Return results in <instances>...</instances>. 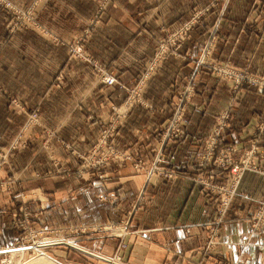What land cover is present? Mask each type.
Returning <instances> with one entry per match:
<instances>
[{
    "label": "rangeland",
    "instance_id": "obj_1",
    "mask_svg": "<svg viewBox=\"0 0 264 264\" xmlns=\"http://www.w3.org/2000/svg\"><path fill=\"white\" fill-rule=\"evenodd\" d=\"M109 1H98L81 31L62 35L48 27L47 16L39 19L36 7L41 0H30L28 5L0 0V264H33L41 255L60 264H205L202 259L208 261L214 251L216 260L210 264H264V64L252 63L250 56L241 57V65L234 59L213 58L216 23L207 29L196 58L189 49L183 50L186 38L196 26L204 25L209 11L226 5L224 0H215L202 7L193 5L187 18L177 24L155 18L163 35L157 38L152 57L136 77L122 81L106 60L89 49ZM252 12L248 14L251 22L264 17ZM170 58L192 59L194 64L181 82L174 79L168 118L151 130L154 140L146 147L148 154L144 156L138 145L118 147L129 113L134 108L152 111L144 88ZM203 73L205 77L200 76ZM207 78L229 88L226 94L216 95L227 103L210 112L213 124L196 156L177 160L170 147L184 140L185 119L198 108L193 100L198 82L203 91ZM80 83L101 89L117 86L124 96L114 103L102 93L98 104L102 112L87 111L86 121L93 127L61 126L49 119V99L60 98L67 109L77 107L72 91ZM241 89L262 96V114L243 127L246 144L238 149L223 137L231 125L232 103L244 98ZM87 135L92 138L83 143L80 138ZM112 167L129 170L130 174L114 176L120 182L141 177L142 186L121 215L110 210L122 202L119 192L107 186L112 178L107 171ZM179 179L199 189L186 210L179 207L174 191L168 190L169 195L158 190L155 197L144 189L151 182L175 185ZM51 184L72 188L67 191L69 196L72 191L93 194L104 190L95 194L96 202L87 211L82 204L67 207L69 219L64 221L57 207V198L64 193L60 190L52 196ZM161 194L169 197L163 199ZM202 198L213 205H200ZM178 210L183 212L180 222L171 219ZM165 212L169 213L167 220L162 217ZM183 223L184 233L199 225L203 234L198 240L199 254H174L166 249L161 263L157 248L140 245L138 239H143L146 229Z\"/></svg>",
    "mask_w": 264,
    "mask_h": 264
},
{
    "label": "crops",
    "instance_id": "obj_2",
    "mask_svg": "<svg viewBox=\"0 0 264 264\" xmlns=\"http://www.w3.org/2000/svg\"><path fill=\"white\" fill-rule=\"evenodd\" d=\"M19 1L24 5L30 3V0ZM98 1L41 0L40 5L36 8L39 19L47 16V21L50 25L48 27L63 35V33L68 31H81L87 21L86 18L94 13ZM212 1L216 2L215 0H110L101 21L98 23L96 32L90 39L89 49L92 54L106 60L120 80L128 81L136 77L143 69L144 63L152 57L156 40L159 36L163 35L159 22L165 24L180 23L185 17L187 18V14L191 11L190 9L193 5L198 4L197 6L202 7V4L211 3ZM224 2H226V5H216L209 11L207 17L204 19V25H198L190 32L182 46L183 50L189 49L192 57L196 58L199 44L203 43L207 29L216 23L217 39L211 49L213 58L222 60L231 59L232 61L234 59L238 63L234 62L236 65H241V57L245 60L247 56H250L252 63L264 64V17L260 16L251 22L248 15L252 11V14H264V0H224ZM254 2H256L254 8L250 9L251 4ZM155 18L159 21L158 24L155 22ZM185 60L179 61L170 58L156 71L144 88V98L151 103L152 111L146 113L141 111L140 108H134L129 113L121 129V137L117 139L119 144L116 145H119L118 147L138 145L140 152L144 156L148 154V152L145 153L146 147L154 140L150 134L151 130L154 127L164 125L168 118L172 94L171 87L174 84V79H178L181 82L185 74L193 68L194 60ZM205 75L203 73L200 76L205 77ZM205 81L207 86L205 90L202 88L203 91H200L201 88L199 90L201 84L198 82V90L196 89L193 97L198 108L192 109L191 115L185 119L184 129L186 136L184 140L180 143H174L170 147L174 148L173 155L177 160L190 159L192 156H196L201 148L203 137L206 131H208L207 129L213 124L214 116L210 112L221 110L227 103L226 101L217 99L216 95L224 92L226 94L229 88L222 87L223 85H215L210 78L205 79ZM101 88L99 85L87 86L85 84L83 86L81 83L77 85L74 91H72L75 95L72 98L79 104L76 108L73 107L72 109L64 108V105L60 103L61 99L58 97L53 100L49 99L47 103L49 119L55 120L61 126L76 128L95 126L93 123L86 121V115L89 109L96 108L98 109V113L102 112L101 107L98 105L101 94L109 95L108 99L114 103H119L124 96L120 87ZM243 90L245 89H241L240 92H243L244 98L247 96L246 94L251 96L245 99L239 98V101L232 103L231 125L230 128L226 129L223 137L227 143L236 145L238 149L246 144V140L241 134L243 133V129H245L243 127L252 124L249 123L250 120L262 114L259 111L262 96L253 90ZM116 95L119 98H114ZM68 111H70V114H68ZM240 112L242 115H240ZM138 130H140L139 133H137ZM91 138V135H87L80 139H82L83 143H88ZM126 169L120 171L116 167H112L107 171L110 177L112 175V178L109 177V181L111 182L107 183L108 189L111 191L116 189L122 198L120 206L114 207L112 205L110 209L116 215L117 213L118 215L123 213L126 209L125 206L130 204L138 189L142 186L140 176H135V179L132 180L126 178V181H123L124 183L120 182L119 178H114V176L118 177L123 173L130 174L129 170ZM54 182L57 183L58 181L55 180ZM179 182L175 185L165 182L164 186L151 182L144 189L146 193H151L155 197V191L165 190L169 194L168 190H172L174 191L172 195L176 198L178 197L179 207H183L182 210H186L190 199L193 201L198 196L197 190L199 189L183 180L179 179ZM48 190L53 193L52 196H56V193L58 194L60 190L64 193V196L57 198V201H60L59 203L57 202V207L61 208L60 212L63 214V219L67 221L69 219L67 207L71 208L74 205L82 204L84 211H87L91 202L95 201V194L104 190V188L97 189L93 194L85 192L77 193L75 191L74 193L72 191L71 196L68 195L67 191L72 190V188H61L51 184ZM167 194H161L162 198H168ZM200 205L205 207L213 205V203L209 201L205 202L202 198ZM182 213L178 210L175 214L176 216H173L171 219L176 218L180 222L179 220H182ZM162 217L167 220L169 213H163ZM184 226L185 224L183 223V225L177 224L160 229H146L143 232L144 234H142V236L144 235L143 239L139 238L138 240H140L141 246L157 248L162 255L159 257L161 263L163 262L164 254L167 252L166 249H169L174 254L189 256L194 251H197L199 254V248H197L199 244L198 240L203 236L202 232L197 229L199 225L191 226V229L196 228L197 231L188 229L187 233H184L186 229ZM192 240H195V242H192ZM216 252H212L211 256L207 259L208 261L202 259L203 262H206L205 264H210L211 260L214 262L216 260ZM166 263H168V260H166ZM186 263L184 262L183 264Z\"/></svg>",
    "mask_w": 264,
    "mask_h": 264
},
{
    "label": "bare ground",
    "instance_id": "obj_3",
    "mask_svg": "<svg viewBox=\"0 0 264 264\" xmlns=\"http://www.w3.org/2000/svg\"><path fill=\"white\" fill-rule=\"evenodd\" d=\"M229 205V204H228ZM223 219V218H222ZM222 222V221H221ZM41 242V241H40ZM43 244H39V246H42ZM45 245V244H44ZM43 247V246H42ZM7 249V248H6ZM10 250V249H9ZM5 251V250H4ZM13 251V249H12ZM39 251V250H38ZM41 251V249H40ZM3 252V251H2ZM20 252V250H19ZM44 253V252H42ZM39 254V253H38ZM37 254V255H38ZM41 254V253H40ZM34 257V256H33ZM33 264H60L59 262H57L54 258L49 257L47 255H41L37 261H35Z\"/></svg>",
    "mask_w": 264,
    "mask_h": 264
},
{
    "label": "built area",
    "instance_id": "obj_4",
    "mask_svg": "<svg viewBox=\"0 0 264 264\" xmlns=\"http://www.w3.org/2000/svg\"><path fill=\"white\" fill-rule=\"evenodd\" d=\"M7 7H10V3L5 2L4 3Z\"/></svg>",
    "mask_w": 264,
    "mask_h": 264
}]
</instances>
